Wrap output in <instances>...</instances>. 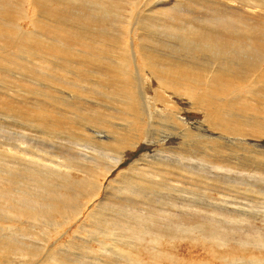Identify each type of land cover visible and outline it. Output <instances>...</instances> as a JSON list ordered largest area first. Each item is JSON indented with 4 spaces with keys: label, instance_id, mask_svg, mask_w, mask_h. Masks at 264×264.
<instances>
[{
    "label": "bare ground",
    "instance_id": "6f19581e",
    "mask_svg": "<svg viewBox=\"0 0 264 264\" xmlns=\"http://www.w3.org/2000/svg\"><path fill=\"white\" fill-rule=\"evenodd\" d=\"M193 1L202 5L205 0ZM209 1L217 3L215 8L226 7L216 10L227 17L204 21L159 11L171 0H0V78L14 94L11 102L0 98V105L13 114L5 137L12 157L8 163L0 158V223L18 227L13 231L17 235L2 237L1 261L25 257L24 264H37L38 254L46 252V264H88L66 260L62 250L58 253L49 244L54 238L60 248L68 227L74 234L116 236L114 249L122 253V264H149L136 255L142 250L158 261L156 255H163L157 248L151 253L148 243L175 233L160 230L167 224L163 218L173 214L163 192L190 194L172 181L191 185L190 177L203 172L198 182L221 187L216 213L251 216L234 205L251 191L260 193L258 184L264 186V0ZM229 2L236 8L227 6ZM7 71L19 74L20 80L10 75L7 81ZM147 79L156 89L152 105L143 90ZM17 81L35 86L37 95L16 97L20 92H12L14 86L25 88ZM186 110L203 120L189 123L180 116ZM144 139V152L137 154ZM56 158L63 162L55 163ZM208 187L199 188L203 196L213 192ZM202 201L208 200L204 196ZM57 218L62 225H49ZM62 226L60 235L51 230ZM177 228L186 236L191 233L184 225ZM20 234L43 240L41 247L17 244ZM217 243L222 253L230 252L225 251L231 249L229 243ZM88 244L70 246L87 251ZM247 257H226V262L264 264L256 256Z\"/></svg>",
    "mask_w": 264,
    "mask_h": 264
},
{
    "label": "rangeland",
    "instance_id": "374dc122",
    "mask_svg": "<svg viewBox=\"0 0 264 264\" xmlns=\"http://www.w3.org/2000/svg\"><path fill=\"white\" fill-rule=\"evenodd\" d=\"M196 3V4H195ZM202 5H200V4H198L197 2H194L193 0H183V2L181 3V2H179V5L178 4H176V2H172V0H171V3H166V5L165 6H162V7H158L159 8V11H162V12H172V11H175V12H177V13H179L178 15H179V17H187V18H189V19H200V20H208V19H222L223 17L222 16H224V17H227V14L225 15V13H223V12H218L217 10H223L224 8H225V10H226V7H224V8H222V9H218V8H220L221 6H219L218 5V8H215V6H217V3L216 2H211V1H209V0H205V1H202V2H200ZM229 5H227V6H230L231 4L233 5H231L230 7H234V8H236L235 6H236V4L235 3H232V2H229L228 3ZM181 5V6H180ZM185 5V6H184ZM176 6H178L177 8H176ZM203 6V7H202ZM189 7V8H188ZM175 8H176V10H175ZM180 10H179V9ZM163 9V10H162ZM171 9V10H170ZM199 9H201V10H199ZM217 9V10H216ZM170 10V11H169ZM186 10H188L187 12H186ZM190 10H194L192 13H189V11ZM212 10V11H211ZM215 10H216V12H217V15H216V12H215ZM230 10V9H229ZM232 13H235L236 14V10L234 11V10H230ZM214 12V13H213ZM222 13V14H221ZM187 14V15H186ZM210 14H212V15H210ZM220 16H219V15ZM182 15V16H181ZM190 15V16H189ZM192 15V16H191ZM210 15V16H209ZM216 15V16H215ZM207 16V17H206ZM211 16H212V18H211ZM218 16V17H217ZM23 27H25L26 28V26H23ZM1 71V70H0ZM11 71H7L6 73H7V75L9 76L8 78H7V81H11V78H10V75H13V76H11L12 78L13 77H16V78H18V80H20L19 78H21V76L19 75V74H15L14 72H11ZM2 81H3V79L1 80V78H0V83H1V85H0V90H2V91H0V98H2V99H8V102H11L12 101V99L14 98V94H12L11 95V87H10V83H8V85H6L5 87H3L2 86ZM7 81H5V82H7ZM17 83L18 84H20V85H23L25 88H23V87H21V86H19V85H15L14 86V90L12 91V92H20V93H22V94H18V95H15L16 97H20V96H26V95H28L29 96V94H30V97H34L35 95H37V94H35V92L33 91V90H35V86H28L26 83H25V81H24V83L23 82H19V81H17ZM19 86V87H18ZM151 86H153L154 87V85L152 84V82L150 81V79H147V82H146V84H145V87H144V92H147L148 94H146V102L149 100V102H150V104L152 105V101H153V99L155 98V96H156V89H155V87L153 88V87H151ZM4 88V89H3ZM9 88V89H8ZM17 88H19V90H21V91H19ZM149 88V89H148ZM152 88H153V90H152ZM24 89V90H23ZM5 90V91H4ZM10 90V91H9ZM24 91V92H23ZM154 91V92H153ZM27 92V93H26ZM151 92V93H150ZM4 93H5V97H4ZM23 93H25V94H23ZM33 93V94H32ZM154 93V94H153ZM8 94H9V96L10 97H8ZM152 94V95H151ZM34 95V96H33ZM148 95L150 96V97H148ZM11 96H13V97H11ZM7 97V98H6ZM15 97V98H16ZM21 98V97H20ZM25 98V97H24ZM102 99H103V97H102ZM148 99V100H147ZM10 100V101H9ZM91 100H94L93 98L91 99ZM149 102H147V103H149ZM88 107H91V105H88ZM184 108V107H183ZM0 110H2V111H0V126L1 125H5V127H4V129L3 128H0V133H1V138H0V142L2 141V143H6V144H2V143H0L1 145H3V146H1L0 145V158H2V162H4L5 160H7L6 162L8 163V160H11L10 158H8V156H10V157H12L10 154H12V151H8L9 150V148H8V145H7V139L5 138V137H7L6 136V134L7 133H9V131H8V129L7 128H9L10 127V125H13L12 123H13V114H12V112L10 113L9 111H7L5 108H3L1 105H0ZM8 112H6V111ZM183 110H185V109H183ZM184 112V111H183ZM182 111H181V113H180V116H182V118L184 117L185 119H186V121H188L189 123H195V121H201V120H203V118H202V116L201 115H198L197 113H193L192 111H185L184 113H183ZM183 113V114H182ZM187 113V114H186ZM8 114V115H7ZM2 115V116H1ZM4 115V116H3ZM7 116V117H6ZM5 119V120H4ZM12 121V122H11ZM177 122L179 121V120H176ZM8 122V123H7ZM9 123H10V125H9ZM179 123H181L180 121H179ZM8 126H7V125ZM168 124H170L169 122H168ZM165 126V124L164 123H162L161 125H160V128H162L163 126ZM181 125V124H180ZM7 127V128H6ZM5 128H6V130H5ZM159 128V127H158ZM167 128V129H166ZM166 128H164V131L165 132H171V130L168 128V127H166ZM2 129V130H1ZM4 131V132H3ZM7 132V133H6ZM4 135V137H2ZM161 136H163V135H161ZM157 138L158 137H156V136H153V139L152 140H157ZM162 138H164V136L162 137ZM5 139V140H4ZM145 140V141H144ZM143 140V143H142V146H141V149H143V148H145L144 146H145V144H146V140L147 139H144ZM176 140H177V142H178V137H176ZM176 140L174 141L173 140V142H172V144H171V146L172 147H174L175 148V145H177V142H176ZM58 142L59 143H61V144H63V143H66L64 140H58ZM145 143V144H144ZM175 143V144H174ZM157 144V143H156ZM83 145V144H82ZM174 145V146H173ZM2 147V148H1ZM5 147H6V149H5ZM82 147H86V146H82ZM143 147V148H142ZM63 148V147H62ZM66 149H64V150H68V147H65ZM174 148H172V149H174ZM2 149V150H1ZM138 150L139 152H137V154H142L143 152H144V149L143 150ZM154 150H156V146H155V148H153V149H151V151H154ZM6 151V152H5ZM8 151V152H7ZM5 152V153H4ZM10 152V154H7V153H9ZM1 153H2V156H1ZM134 154V153H133ZM7 155V156H6ZM5 156V157H4ZM4 158H5V160H4ZM48 159H51L52 157H47ZM4 160V161H3ZM0 161V162H1ZM51 161V160H50ZM23 162V161H22ZM54 162L55 163H62L63 162V160H60V159H58V158H56V159H54ZM24 163V162H23ZM4 167H6V165H4V163H3V166H2V168H4ZM64 170V169H63ZM62 170V171H63ZM64 173H66V170L65 171H63ZM76 172V171H75ZM75 172H72L71 173V175H72V177H76V178H78V180H80V179H82V174H78V173H75ZM62 177H64V174L62 173V172H58ZM199 173V172H198ZM204 173V172H203ZM203 173L201 174H197V176H203ZM192 176H194V177H192ZM191 177H190V180L192 181V184L190 185V183H189V185L188 184H185V185H183L182 183L179 185V183L178 182H176V181H172L174 184H176L177 185V187H183V189L186 191V192H190V194H185V193H183V192H180V193H171V192H163V194H162V197L165 195L166 197H165V199H169L168 200V202H166L167 204H170V207H169V205H167L166 207L168 208V210L170 211L169 213H173V214H169V215H167L165 218H167V222H165L166 221V219L165 218H163V222L164 223H167L166 225H161L159 228H160V230H162L163 232H166V229H172L171 231H174L175 233H174V238L175 239H173V236L172 235H170V237L169 236H166V238H164L165 236H162L163 238V240H160L161 238H159L158 239V242H156V244L155 245H150V243H148V245L149 246H147L148 247V250L150 251V250H154L155 251V249H156V253L157 252H159L160 254H162L163 256H161L160 257V255H156V257L158 258V261H156V260H152V259H149L148 257H147V254L144 252L145 250H142V252H140V253H142V254H136L137 256H139V255H142V256H140V258H141V260H143L144 262H148L149 264H152L153 262H154V264L156 263V264H231V262H226V257H236V256H238V255H240V256H242V257H244L245 258V260H248V255L249 256H256V257H258L260 260H262L263 259V261H264V233H263V231H264V186L263 185H259L258 184V186H259V190H260V193H259V191H251V193H249L248 194V196H246V198L247 199H244V201L243 200H241V201H238V203H239V206H237V205H234V207L235 208H240V210H242L243 209V207H244V210H242V211H244V212H247L248 214H250L251 216H247V217H245L244 215L242 216V215H240V214H234L232 211L231 212H228L227 214H225V216L224 215H222V216H220L218 213H216L215 212V209H217L218 208V205H221V203H220V191H221V187H217L213 182H208V181H206V180H203L202 182H198V177L196 176V175H192ZM179 177H181V176H179ZM179 177H177V178H179ZM184 176H182L181 178H183ZM181 178H179V179H181ZM185 178V177H184ZM184 178L182 179V181L184 180ZM157 180H160V179H157ZM189 181V179H185V181ZM196 180V181H195ZM254 182V181H253ZM194 183V184H193ZM196 183V184H195ZM199 183V184H198ZM203 183V184H202ZM209 183V184H208ZM198 184V185H197ZM203 186H202V185ZM190 186V187H189ZM208 187V186H210V187H208V188H212V190H211V192L213 193H209L210 192V190L208 191V192H206V194L204 195L205 196V198L208 200V201H202V200H204V196H203V194H204V192L202 191V190H204L203 188L204 187ZM176 186H175V188H177ZM189 187V188H188ZM192 187L193 188H195V189H192ZM214 187V188H213ZM199 188H202V190H200L199 191ZM217 188V189H216ZM263 188V189H262ZM220 190V191H219ZM177 191H178V188H177ZM198 191V193H196ZM201 192V193H200ZM222 192V191H221ZM171 193V194H170ZM184 195H183V194ZM179 194V195H178ZM215 194V195H214ZM172 195V196H171ZM181 196V197H179V201L178 200H176V202H175V199L173 198V197H176V196ZM183 195V196H182ZM192 195V196H191ZM195 195V196H194ZM198 195H200V196H198ZM206 195H207V197H206ZM237 195H239V194H237ZM251 195V196H250ZM172 197V199H171V197ZM240 196H242L243 197V195H239V197ZM256 196H258V199H254ZM183 197V198H182ZM185 197H187V199L185 198ZM189 197H191V198H189ZM199 199H201L202 198V200H199ZM212 197V198H211ZM248 197L250 198V199H248ZM219 198V199H218ZM253 198V199H252ZM171 199V200H170ZM192 199V200H191ZM198 199V200H197ZM189 200H190V202H192L193 204H189ZM211 200V201H210ZM246 200V201H245ZM251 200H254L255 201V204H251V202H247V201H251ZM259 200V201H258ZM172 201H174V202H172ZM183 201H186V202H184V204H182L181 202H183ZM235 201V200H234ZM237 201V200H236ZM235 201V202H236ZM243 201V202H242ZM263 201V202H262ZM188 202V203H187ZM196 202V203H195ZM202 202V203H201ZM204 202V203H203ZM244 202H246V203H248V204H246V203H244ZM262 202V203H261ZM177 203H179V204H177ZM181 203V204H180ZM212 203V204H211ZM241 203H242V205H241ZM188 204V205H187ZM185 205V206H184ZM192 205H194V206H192ZM244 205V206H243ZM248 205H249V207H248ZM262 205H263V207H262ZM181 207L182 209L180 210V208H178V207ZM188 206V207H187ZM191 206V207H190ZM203 206V207H202ZM177 208V210H175V208ZM199 207V208H198ZM211 207V208H210ZM233 207V206H232ZM233 207V208H234ZM246 207V208H245ZM185 208H187V209H185ZM193 208V209H192ZM201 208V209H200ZM208 209V210H205V209ZM248 208H250L249 210H248ZM183 209H185V210H183ZM230 209H232V208H230ZM197 210H199V211H203V212H201V215L199 214V212L197 211ZM237 210H239V209H237ZM254 210V211H253ZM261 210V211H260ZM109 211H110V208H109ZM173 211V212H172ZM176 211V212H175ZM187 211V212H186ZM192 211H194V212H192ZM253 211V212H252ZM256 211V212H255ZM175 212V213H174ZM179 214H178V213ZM192 212V213H191ZM196 212H197V214H196ZM206 212H207V214H206ZM191 213V214H190ZM213 213H214V215H213ZM234 214V215H232V214ZM252 213H253V215H252ZM258 213H260V214H258ZM183 214H184V216H183ZM186 214V215H185ZM195 214V215H194ZM257 214V215H256ZM177 216V217H175V216ZM181 216V218L179 217V216ZM190 215L192 216V217H190ZM199 215V216H198ZM203 215V216H202ZM210 215H212V216H210ZM232 215V216H231ZM239 215H240V217H239ZM108 216H110V214L108 215ZM187 216V217H186ZM219 216H220V218H219ZM173 217H175V218H173ZM200 217H202V219L200 218ZM207 217H209V218H207ZM216 217H218V218H216ZM203 218H205V219H203ZM225 218V219H224ZM243 218H245V219H243ZM249 218V219H248ZM58 220H55V221H52L49 225H56L57 227H59L60 225H62V224H60V218H57ZM209 219H210V221H209ZM216 219H218V220H216ZM230 219H232L231 220V222H230ZM259 219V220H258ZM174 222H172V221ZM181 220V221H180ZM192 220V221H191ZM197 220V221H196ZM216 222H215V221ZM219 220H220V223H219ZM224 220H226V221H224ZM252 220V221H251ZM170 221H171V223H170ZM186 221V222H185ZM196 221V222H195ZM202 221H204V222H202ZM206 221H209V224H207L208 222H206ZM213 221V222H212ZM223 221V222H222ZM251 221V222H250ZM258 221V222H257ZM57 222V223H56ZM200 222V223H199ZM228 222H230V224L228 223ZM235 222V223H234ZM239 222V223H238ZM249 222V223H248ZM260 222H262V223H260ZM186 223V224H185ZM197 223V224H196ZM213 223H214V227H213ZM217 223H219V224H217ZM222 223H223V225H222ZM226 225H225V224ZM232 223V224H231ZM243 223V224H242ZM2 224V225H1ZM169 224H171V225H169ZM199 224V225H198ZM210 224H212L211 226H210ZM215 224H217L216 226H215ZM234 224V225H233ZM235 224H236V226H235ZM242 224V225H241ZM253 224V225H252ZM169 225V226H168ZM182 225H184V227H186L187 228V230L189 229V232L191 231V233H190V235L189 236H186L185 234H182L183 233V231H184V229H182L181 228V230L179 231V228H177L178 226L180 227V226H182ZM205 225H207V226H205ZM250 225V226H249ZM255 225H256V227H255ZM10 226H12L11 224H9V223H4V222H2V223H0V241L2 240V237H7V238H9V237H13V235L12 234H16L17 235V233L16 232H13V231H15L16 229H18V227L17 228H15V226H12V227H10ZM198 226H200V227H198ZM209 226V227H208ZM218 226V227H217ZM226 226V227H225ZM228 226V227H227ZM238 226V227H237ZM241 226V227H240ZM252 226V227H251ZM261 226V227H260ZM4 227V228H3ZM56 227V230H54V227H53V229H51L52 230V232H54V233H56L57 235H60V232H61V230H63V227L64 226H62V227H60V228H57ZM165 227H166V229H165ZM212 227V228H211ZM222 227V228H221ZM69 228V229H68ZM67 229L65 228L64 230H65V236H64V238L61 240V242H59L58 244L59 245H61L60 246V248L58 247V246H56V245H54V242L56 241V239H52V242L51 243H49V244H51V246H53V248H55L56 247V251H60V250H62V251H60L62 254H64L63 256V258H65V257H67V258H65L66 260H68V261H70L71 260V262H75V261H77V260H81V262H79V263H83V260L86 262H88V264H122V262H120V258H121V252H118L117 250H116V248L114 249V246L117 244H119V241H118V238L116 237V236H114V235H110L108 238H101L100 236H96V235H94V234H89V235H86L85 234V232H83V233H79V234H74V231H73V229L72 228H70V227H68ZM209 228V229H208ZM213 228H214V230H213ZM220 230H219V229ZM238 228V229H237ZM142 229H143V227H142ZM163 229H165V230H163ZM205 229V230H204ZM216 229H218V230H216ZM237 229V230H236ZM3 230H4V232H3ZM7 230H8V232H7ZM60 230V231H59ZM72 231L71 233L69 232V231ZM212 231V232H210V231ZM229 230V231H228ZM233 232H232V231ZM237 232H236V231ZM57 231H58V233H57ZM68 231V232H67ZM194 231V232H193ZM204 231V232H203ZM208 231V232H207ZM235 231V232H234ZM7 234H6V233ZM51 232V231H50ZM50 232H48V234H50ZM124 232V231H123ZM205 232H207L206 234H205ZM212 234L213 232H214V234L216 235V236H218L219 237V239H217V240H214V236L212 237L211 236V234ZM217 232V233H216ZM52 234V236H56V234ZM70 233V234H69ZM181 233V234H180ZM194 233H195V235H194ZM197 233H201V234H203V235H199V234H197ZM209 233V234H208ZM220 233V234H219ZM226 233V234H225ZM82 234H84V235H86V236H83ZM205 234V235H204ZM224 234V235H223ZM253 234V235H252ZM3 235V236H2ZM23 237H22V236ZM64 235V233L61 235V237ZM209 235V237H207ZM221 235V236H220ZM25 235H23V234H20V235H18L16 238H17V240H18V242H17V244H19V245H23V244H25V245H31L32 247H41V242L43 241V240H39V239H37V238H34V237H32V236H25ZM179 236V237H178ZM199 236V237H198ZM226 236V237H225ZM26 237L27 238H30V239H26ZM59 237V236H58ZM80 237H82V239L80 238ZM85 237V238H84ZM100 237V238H99ZM144 237L146 238L147 236L144 234ZM183 237V238H182ZM188 237V238H187ZM193 239H192V238ZM198 237V238H197ZM49 238H51V236L49 237ZM48 238V239H49ZM84 238V239H83ZM90 238V239H89ZM170 240H169V239ZM178 238V239H177ZM182 238V239H181ZM205 238V239H204ZM210 238H213V240L212 239H210ZM32 239V240H31ZM36 239L37 240H39V241H36ZM173 239V240H172ZM184 239V240H183ZM188 239V240H187ZM190 239V240H189ZM196 239V240H195ZM206 239H208V240H206ZM30 240V241H29ZM97 240L98 241H101V242H104L105 244H99L98 242H97ZM107 240V241H106ZM109 240V241H108ZM145 240H147L148 242H150L147 238L145 239ZM187 240V241H186ZM198 240V241H197ZM204 241V243H202V241ZM218 240H221V243L223 242V243H229V245L230 246H228V247H230L231 249L230 250H225L226 252L227 251H230V252H228L227 254H224V253H222V251L221 250H223L222 249V247H220V244L219 243H217V241ZM226 242H225V241ZM94 241V242H93ZM170 241H172V243L170 242ZM251 241H253V242H251ZM262 241V242H261ZM35 242V243H34ZM67 242H69L68 244H67ZM115 242V243H114ZM194 242L195 243V245L193 244L192 245V243ZM202 244H201V243ZM233 242V243H232ZM23 243V244H22ZM55 243H57V241L55 242ZM84 243H89L88 245L90 246V249L89 250H87V251H78L77 249H74V248H72L71 246H70V244H84ZM199 243V244H198ZM216 243V244H215ZM243 243H246V244H243ZM36 244V245H35ZM115 244V245H114ZM169 244H170V246H169ZM249 244V245H248ZM68 245V246H67ZM158 245V246H157ZM172 245V246H171ZM215 245V247H213V246ZM50 246V247H51ZM97 246V247H96ZM58 247V248H57ZM213 248V251L210 249V248ZM259 247V248H258ZM52 248V249H53ZM64 248V249H63ZM66 248H68V249H66ZM217 248V249H216ZM219 248V249H218ZM58 249V250H57ZM66 249V250H65ZM197 249V250H196ZM75 250V251H74ZM58 251V253H60ZM126 251V252H125ZM154 251H150L151 253H153ZM69 252V253H68ZM75 252V253H74ZM146 252H148V251H146ZM121 253V254H120ZM123 253H126V254H128V251L126 250V249H124V252ZM45 254H47L46 252L43 254L42 252H41V255H40V253L38 254V256H37V259L38 260H36V262H39V263H37V264H46V262L44 263V259H45V257H46V255ZM67 254V255H66ZM119 254V255H118ZM66 255V256H65ZM74 255V256H73ZM97 255V256H96ZM99 255H101V256H99ZM108 255V256H107ZM90 256V257H89ZM107 256V257H106ZM150 257V256H149ZM170 257H171V259H170ZM11 258V257H10ZM42 258V259H41ZM174 258V259H173ZM40 259V260H39ZM101 259H103V261L101 260ZM234 259V258H233ZM9 261L7 262V260L6 259H3L2 261L0 260V264H5L6 262H7V264H10L11 262H12V264L14 263V264H24L25 262H27L26 261V258L25 257H22V260H14V259H8ZM72 260H74V261H72ZM95 260H97V261H95ZM3 261H6V262H3ZM25 261V262H24ZM94 263H93V262ZM178 261V262H177ZM86 262V263H87ZM98 262V263H97ZM99 262H101V263H99ZM113 262V263H112ZM174 262V263H173ZM207 262V263H206ZM75 263H77V262H75ZM84 264V263H83Z\"/></svg>",
    "mask_w": 264,
    "mask_h": 264
}]
</instances>
